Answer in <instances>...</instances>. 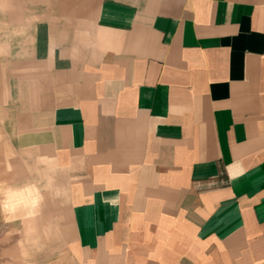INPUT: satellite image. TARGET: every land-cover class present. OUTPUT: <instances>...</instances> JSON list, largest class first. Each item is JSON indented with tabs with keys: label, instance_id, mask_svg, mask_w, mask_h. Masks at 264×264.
Masks as SVG:
<instances>
[{
	"label": "crops",
	"instance_id": "crops-1",
	"mask_svg": "<svg viewBox=\"0 0 264 264\" xmlns=\"http://www.w3.org/2000/svg\"><path fill=\"white\" fill-rule=\"evenodd\" d=\"M34 10L8 125L64 175L73 239L23 264H264V0Z\"/></svg>",
	"mask_w": 264,
	"mask_h": 264
},
{
	"label": "rangeland",
	"instance_id": "rangeland-1",
	"mask_svg": "<svg viewBox=\"0 0 264 264\" xmlns=\"http://www.w3.org/2000/svg\"><path fill=\"white\" fill-rule=\"evenodd\" d=\"M34 12V0H0V181L34 184L43 196L34 218L0 216V264L48 260L73 239L64 175L50 152L20 145L8 125L19 117L18 86L40 67L32 56Z\"/></svg>",
	"mask_w": 264,
	"mask_h": 264
},
{
	"label": "clouds",
	"instance_id": "clouds-1",
	"mask_svg": "<svg viewBox=\"0 0 264 264\" xmlns=\"http://www.w3.org/2000/svg\"><path fill=\"white\" fill-rule=\"evenodd\" d=\"M42 201L41 191L34 184L13 186L0 181V216L34 218L38 214Z\"/></svg>",
	"mask_w": 264,
	"mask_h": 264
}]
</instances>
